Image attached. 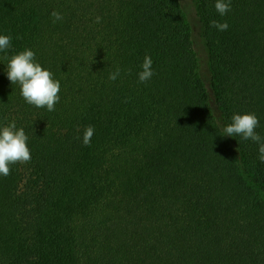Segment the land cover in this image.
Here are the masks:
<instances>
[{"label":"trees","instance_id":"trees-1","mask_svg":"<svg viewBox=\"0 0 264 264\" xmlns=\"http://www.w3.org/2000/svg\"><path fill=\"white\" fill-rule=\"evenodd\" d=\"M214 4L0 0V128H23L31 155L0 175V264H264V163L222 131L253 113L264 137V0ZM25 49L59 81L54 111L7 78Z\"/></svg>","mask_w":264,"mask_h":264},{"label":"clouds","instance_id":"clouds-1","mask_svg":"<svg viewBox=\"0 0 264 264\" xmlns=\"http://www.w3.org/2000/svg\"><path fill=\"white\" fill-rule=\"evenodd\" d=\"M214 8L216 12L224 16L231 10V0H215ZM51 16L55 20H61L62 15L53 11ZM100 17L96 18V22ZM210 27L218 31H226L228 24L220 23L216 20L210 21ZM11 45V37L0 35V51H6ZM8 61L7 78L11 83L20 85V93L24 100L37 108L46 107L48 111L55 110V104L59 101L60 91L59 81L52 78V73L43 69L35 62V53L30 49L15 54L9 58L3 57ZM152 59L145 56L141 71L137 74L140 83H145L154 75L152 70ZM120 74L117 68L109 74V80L115 81ZM259 126V120L253 113L233 114L231 123L223 127L224 136H240L242 140H251L258 145V159L264 163V137L259 135L255 129ZM95 129L89 125L83 130L82 143L90 145L91 138ZM28 137L23 128L17 129L13 121L11 124L0 128V175L7 177L10 174V164L17 162L27 163L31 160L29 148L26 145Z\"/></svg>","mask_w":264,"mask_h":264},{"label":"rangeland","instance_id":"rangeland-1","mask_svg":"<svg viewBox=\"0 0 264 264\" xmlns=\"http://www.w3.org/2000/svg\"><path fill=\"white\" fill-rule=\"evenodd\" d=\"M193 1L194 0H183V4H185V6H187V7L192 8V2ZM192 25H193V37H194L195 45H196V48L198 51L199 62H200L201 68L204 69L205 64H206L205 63V53L203 52L201 42H200V38H199L201 35V29H200V25H199L197 19L192 18ZM18 163L22 167V170H26L27 163H20V162H18Z\"/></svg>","mask_w":264,"mask_h":264}]
</instances>
